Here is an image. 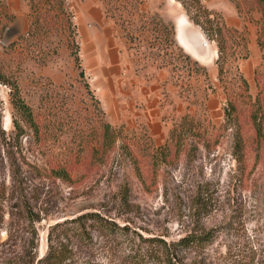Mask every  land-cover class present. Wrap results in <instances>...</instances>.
Segmentation results:
<instances>
[{
  "label": "rangeland",
  "instance_id": "374dc122",
  "mask_svg": "<svg viewBox=\"0 0 264 264\" xmlns=\"http://www.w3.org/2000/svg\"><path fill=\"white\" fill-rule=\"evenodd\" d=\"M185 2L187 14L177 0H0V127L15 142L17 97L34 125L17 138L34 264H264V10ZM182 16L203 38L197 59L174 38ZM158 72L167 109L150 133L116 102ZM105 122L113 146L94 154ZM85 211L120 229L68 230ZM185 234L205 238L172 244Z\"/></svg>",
  "mask_w": 264,
  "mask_h": 264
},
{
  "label": "trees",
  "instance_id": "16d2710c",
  "mask_svg": "<svg viewBox=\"0 0 264 264\" xmlns=\"http://www.w3.org/2000/svg\"><path fill=\"white\" fill-rule=\"evenodd\" d=\"M177 1L187 14L188 6L185 0ZM256 1L264 10V0ZM197 6L201 8L199 3H197ZM209 15L210 12L203 14V19L210 21ZM190 18L192 19L191 16ZM192 20L197 24L195 19ZM217 51H220L219 46H217ZM0 81H4L1 74ZM11 103L19 114L17 119L14 117L11 118V124L14 128L12 135L15 142H10L8 135L0 127V233H4V238L0 239V264H34L39 261V258L36 259L35 249L37 233L34 226V223L38 220V214L33 209L26 195V181L20 175L25 162L21 159L22 153L17 141V138L24 134L23 125L26 124L29 127L34 125L30 108L22 99L18 97L14 101L11 99ZM19 119L22 120V124L19 122ZM114 137V130L111 126L106 122L103 123L101 125L100 147L99 149L95 148L93 153H107L113 146ZM55 172L61 179H69V175L65 169L57 167L55 168ZM4 173L8 176V182H5V180L1 178ZM6 193L8 200L5 199ZM10 200L11 202L3 205L4 201ZM67 222L69 223L68 226H66L67 229L78 233L79 231L83 233L85 225H94L108 232L120 229L112 220L105 218L96 211L79 213L75 217L70 218ZM59 224L60 223H54L52 226L54 227ZM80 236L85 237L83 234H80ZM202 238H205V236L199 234H185L177 240L172 241V244L182 248H188L200 245V243H202ZM20 239H22V243L21 246H18V240ZM152 239L155 241L157 240L156 244L161 248L165 247V242L163 240L156 238ZM20 247L21 251L19 250ZM5 250H7L8 253L7 257L4 255ZM48 256L49 252H46V257L44 256L43 260ZM59 258L58 254L53 252L47 260L50 261Z\"/></svg>",
  "mask_w": 264,
  "mask_h": 264
},
{
  "label": "crops",
  "instance_id": "0c3cea01",
  "mask_svg": "<svg viewBox=\"0 0 264 264\" xmlns=\"http://www.w3.org/2000/svg\"><path fill=\"white\" fill-rule=\"evenodd\" d=\"M174 38L188 54H192L191 56L197 59V50L204 41L200 32L183 16L176 20ZM160 79H162L161 73L158 72L148 79L145 86H139L136 82L131 81L124 84V104L116 102V107L123 111L121 116L137 118L138 121L144 123L150 133L153 132L152 126L158 122L159 115L164 109H167L159 105L157 82Z\"/></svg>",
  "mask_w": 264,
  "mask_h": 264
}]
</instances>
